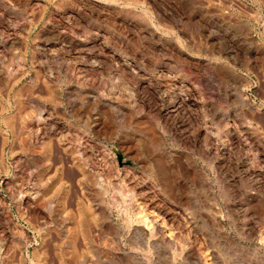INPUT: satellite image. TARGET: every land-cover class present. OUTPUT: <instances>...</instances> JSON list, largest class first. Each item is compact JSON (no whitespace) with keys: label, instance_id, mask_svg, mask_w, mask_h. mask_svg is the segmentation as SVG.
<instances>
[{"label":"rangeland","instance_id":"obj_1","mask_svg":"<svg viewBox=\"0 0 264 264\" xmlns=\"http://www.w3.org/2000/svg\"><path fill=\"white\" fill-rule=\"evenodd\" d=\"M0 264H264V0H0Z\"/></svg>","mask_w":264,"mask_h":264},{"label":"bare ground","instance_id":"obj_2","mask_svg":"<svg viewBox=\"0 0 264 264\" xmlns=\"http://www.w3.org/2000/svg\"><path fill=\"white\" fill-rule=\"evenodd\" d=\"M13 40H15V39H13ZM12 41V40H11ZM4 82V81H3ZM21 92V91H20ZM5 93V92H4ZM23 93V92H22ZM30 96V95H29ZM34 96V95H33ZM30 99V101H34V98H29ZM37 99V98H36ZM36 102V101H35ZM40 104V103H39ZM39 106V105H38ZM22 112V111H21ZM20 113V112H19ZM18 115V114H17ZM39 115V114H38ZM42 117V116H41ZM35 118V117H34ZM35 120V119H34ZM6 121H8L7 123L8 124H10V122H12V123H15L14 121H12V120H6ZM13 125V124H12ZM14 126V125H13ZM23 130V129H22ZM20 131V130H19ZM44 141V140H43ZM162 170V169H161ZM98 173V172H97ZM99 174V173H98ZM102 174V173H101ZM97 176H99V181H101V183L103 182V179H101V177H100V175H97ZM46 177V176H45ZM48 183V182H47ZM28 203V202H27ZM33 204V203H32ZM25 207V206H24ZM76 219V218H75ZM77 220V219H76ZM76 225V224H75ZM77 227V226H76ZM71 262V261H70Z\"/></svg>","mask_w":264,"mask_h":264}]
</instances>
